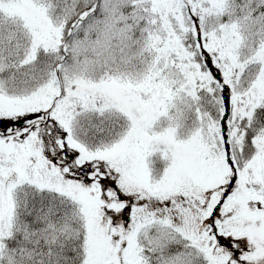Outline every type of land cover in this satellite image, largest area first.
<instances>
[{
  "label": "snow or ice",
  "instance_id": "obj_1",
  "mask_svg": "<svg viewBox=\"0 0 264 264\" xmlns=\"http://www.w3.org/2000/svg\"><path fill=\"white\" fill-rule=\"evenodd\" d=\"M0 264H264V0H0Z\"/></svg>",
  "mask_w": 264,
  "mask_h": 264
}]
</instances>
